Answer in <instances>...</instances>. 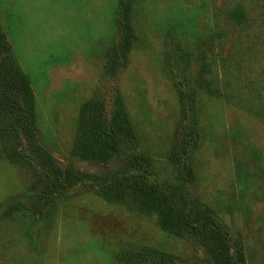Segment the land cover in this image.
<instances>
[{"label":"rangeland","instance_id":"obj_1","mask_svg":"<svg viewBox=\"0 0 264 264\" xmlns=\"http://www.w3.org/2000/svg\"><path fill=\"white\" fill-rule=\"evenodd\" d=\"M4 43L61 168L102 172L94 131L117 109L154 159L193 124L189 194L264 264V0H0V62ZM44 183L0 144V264H207L151 195L78 185L45 204Z\"/></svg>","mask_w":264,"mask_h":264},{"label":"trees","instance_id":"obj_2","mask_svg":"<svg viewBox=\"0 0 264 264\" xmlns=\"http://www.w3.org/2000/svg\"><path fill=\"white\" fill-rule=\"evenodd\" d=\"M5 55L0 62V144L5 157L25 161L44 175L45 204L54 201L75 186L110 189L107 199L123 196L151 195L155 210L164 224L179 237H189L202 249L207 264H246L243 249L225 221L213 210L200 205L188 192L194 175L188 154L197 145L199 134L193 129L185 138L180 153L154 159L139 150L127 117L117 109L109 122L94 131L95 149L89 160L102 167L100 173L83 172L71 163L59 167L39 142L24 79L17 75L4 43ZM149 263L167 264L166 259L149 255Z\"/></svg>","mask_w":264,"mask_h":264}]
</instances>
